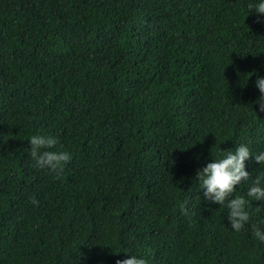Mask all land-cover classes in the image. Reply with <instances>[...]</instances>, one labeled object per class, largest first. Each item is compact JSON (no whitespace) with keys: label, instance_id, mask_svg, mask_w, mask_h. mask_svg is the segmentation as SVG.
<instances>
[{"label":"trees","instance_id":"16d2710c","mask_svg":"<svg viewBox=\"0 0 264 264\" xmlns=\"http://www.w3.org/2000/svg\"><path fill=\"white\" fill-rule=\"evenodd\" d=\"M246 3L0 0V264H264V204L233 233L194 179L217 146L264 149ZM37 132L70 153L59 172L32 166Z\"/></svg>","mask_w":264,"mask_h":264},{"label":"clouds","instance_id":"9594fccd","mask_svg":"<svg viewBox=\"0 0 264 264\" xmlns=\"http://www.w3.org/2000/svg\"><path fill=\"white\" fill-rule=\"evenodd\" d=\"M245 8L246 16L254 11L258 19L264 18V0H247ZM261 22L264 23V20ZM249 74L252 75V73L243 75L246 82ZM253 86L259 95L251 104L256 105L258 112L264 113V76L257 74ZM27 141L29 147L26 151L35 169L50 173L59 172L70 159L68 151L56 149L57 139L54 135L37 132L30 134ZM217 152L219 155L215 157L210 153V161L196 170L194 178L196 189L202 190V198L209 205H219L217 210L224 212L228 221L227 228L233 233H239L250 223V208L253 207L251 202L259 201L264 204V149L252 152L247 143L236 141L234 149L221 150L217 146ZM250 156L259 166L251 178L249 172L245 170V162ZM242 184L245 185L244 190L237 194L234 186ZM32 203H36L35 199ZM255 208L258 211L264 209L260 205ZM249 235L260 245H264V219H261L259 224L250 225ZM115 253L119 252L113 251V254ZM127 254L125 258L117 259L115 264H148L142 255L135 252Z\"/></svg>","mask_w":264,"mask_h":264}]
</instances>
